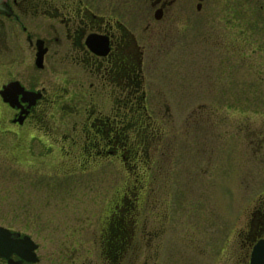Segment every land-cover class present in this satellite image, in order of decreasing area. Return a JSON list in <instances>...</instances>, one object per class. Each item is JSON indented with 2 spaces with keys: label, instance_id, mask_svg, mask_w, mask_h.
Segmentation results:
<instances>
[{
  "label": "rangeland",
  "instance_id": "1",
  "mask_svg": "<svg viewBox=\"0 0 264 264\" xmlns=\"http://www.w3.org/2000/svg\"><path fill=\"white\" fill-rule=\"evenodd\" d=\"M248 5L247 20L231 21L229 45L202 21L136 30L149 106L127 132L140 152L138 161L127 154L129 169L123 159L85 162L79 111H46V122L16 134L0 109V225L36 239L40 264L102 262L99 220L138 180L144 201L169 208L152 264L247 262L253 213L264 207V12ZM209 34H219L214 44L203 41ZM63 85L56 72L55 89Z\"/></svg>",
  "mask_w": 264,
  "mask_h": 264
},
{
  "label": "flooded vegetation",
  "instance_id": "2",
  "mask_svg": "<svg viewBox=\"0 0 264 264\" xmlns=\"http://www.w3.org/2000/svg\"><path fill=\"white\" fill-rule=\"evenodd\" d=\"M207 1L143 0L144 6H136L133 0H2L0 109L10 113L9 131L19 134L18 129L39 126L47 120L46 111L68 106L81 115L76 121L82 126L77 139L83 141L85 162L123 159L129 169L127 154L138 161L140 152L129 148L127 132L133 122L145 118L149 106L145 50L136 30L142 26L146 30L198 28L202 21L213 30H224L219 38L231 44L235 41L231 21L247 20L250 0H210L206 6ZM255 2L264 12V0ZM219 34H209L203 41L214 44ZM90 38L99 43L98 52L89 46ZM238 41L244 45L247 38ZM56 72L62 73V91L55 89ZM12 84L19 90L8 96L5 88ZM139 184L144 183L138 180L127 187L119 201H112L110 212L101 216L95 249L102 262L94 264H152L161 251L170 218L167 201H144L145 186ZM262 238L264 207L253 213L252 247L245 264ZM33 240L39 245V256L42 246ZM39 258L35 264H40ZM0 264L33 263L12 255L0 257Z\"/></svg>",
  "mask_w": 264,
  "mask_h": 264
},
{
  "label": "water",
  "instance_id": "3",
  "mask_svg": "<svg viewBox=\"0 0 264 264\" xmlns=\"http://www.w3.org/2000/svg\"><path fill=\"white\" fill-rule=\"evenodd\" d=\"M98 45L99 43L96 44L95 40L89 39V46L94 51L98 52L96 49ZM5 90L6 95L12 96L18 92L19 88L17 85L12 84ZM1 93L4 94L3 91ZM38 247L39 245L30 235L26 234L21 237L20 233L0 225V257L9 258L12 255H17L23 260L35 264L40 260L37 254ZM249 264H264V238L258 240L254 245Z\"/></svg>",
  "mask_w": 264,
  "mask_h": 264
}]
</instances>
